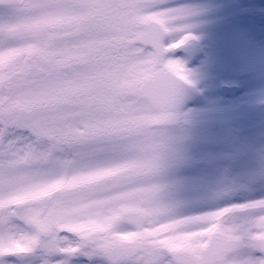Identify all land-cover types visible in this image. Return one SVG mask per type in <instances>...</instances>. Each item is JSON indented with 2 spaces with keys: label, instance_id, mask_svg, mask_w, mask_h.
<instances>
[{
  "label": "clouds",
  "instance_id": "clouds-1",
  "mask_svg": "<svg viewBox=\"0 0 264 264\" xmlns=\"http://www.w3.org/2000/svg\"><path fill=\"white\" fill-rule=\"evenodd\" d=\"M213 8L0 0V264H264V145L194 152Z\"/></svg>",
  "mask_w": 264,
  "mask_h": 264
},
{
  "label": "rangeland",
  "instance_id": "rangeland-1",
  "mask_svg": "<svg viewBox=\"0 0 264 264\" xmlns=\"http://www.w3.org/2000/svg\"><path fill=\"white\" fill-rule=\"evenodd\" d=\"M213 0H210V2H212ZM212 4L214 5V8L212 9V11H210L208 14H207V18L211 15V14H214L216 11H220V10H222V9H226V10H228L229 9V7H228V5H229V1L228 0H226V1H224V2H212ZM260 9H261V7H260V4H258V0L257 1H255V2H251V3H249L248 2V0L245 2V12H244V14H239V13H237V11L236 10H234V9H232V13H233V16H235L236 18H235V20L236 21H238V19L239 20H241V21H243L244 20V17L245 18H247V14H248V11L250 12L249 13V15H251L252 16V14H251V12H255V16H257L258 14H260V13H262L261 11H260ZM253 17V16H252ZM254 18H256L257 19V26L259 27V28H264V22H261V21H259L258 19L259 18H257V17H254ZM209 20V19H208ZM222 25H220V27H221ZM216 27H218V25H216ZM234 28H238V24L237 23H235L234 24V26H233ZM248 27H249V29H251V26L250 25H248ZM255 31H257V30H254V32ZM205 32H206V35H205V38H204V41H203V47H212L211 46V44L212 43H215L216 41L213 39V37H211L210 36V34H209V32H213V29H211L210 27H209V23L206 25V27H205ZM258 33H259V36L261 35L262 36V33H261V31H258ZM209 36H210V38H209ZM236 39V38H235ZM204 58H209V56H206V57H204ZM207 76V79H205L206 78V76ZM211 78V75L210 74H208V72H204V79H203V86H204V88H205V90H207V91H210V92H216V89L218 88V85H219V83H220V81H218V79H216V81L215 82H211L210 79ZM208 113H209V111H207V112H204L202 115H201V120H202V122L204 123L205 122V117L208 115ZM195 153H197L198 155H204L201 151H197V152H195ZM219 153H222V151H217V154H219ZM207 169H208V172H207V176L209 177V178H213L214 177V175H215V170L213 169V168H211V167H207ZM242 199H244V197L243 196H236V197H233V201L234 202H240Z\"/></svg>",
  "mask_w": 264,
  "mask_h": 264
},
{
  "label": "snow or ice",
  "instance_id": "snow-or-ice-1",
  "mask_svg": "<svg viewBox=\"0 0 264 264\" xmlns=\"http://www.w3.org/2000/svg\"><path fill=\"white\" fill-rule=\"evenodd\" d=\"M200 53H201V52H198L196 55H197V56H199V55H200ZM204 62H205V60H202V61H201V64L203 65V64H204Z\"/></svg>",
  "mask_w": 264,
  "mask_h": 264
}]
</instances>
